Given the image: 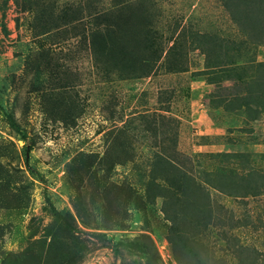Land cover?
Segmentation results:
<instances>
[{
  "label": "rangeland",
  "instance_id": "1",
  "mask_svg": "<svg viewBox=\"0 0 264 264\" xmlns=\"http://www.w3.org/2000/svg\"><path fill=\"white\" fill-rule=\"evenodd\" d=\"M118 9L123 20L107 39ZM144 20L164 52L140 76L107 56L106 43L142 46L145 56L132 36ZM199 32L243 39L221 0H0V264H179L164 198L146 191L152 153L173 135L200 177L222 165L212 153L233 155L240 174L243 160L264 175V113L255 119L226 94L230 65L208 66L214 57ZM242 59L264 62V44ZM210 190L249 223L236 234L264 260V192ZM217 233L218 255L235 264ZM136 241L151 253L124 244Z\"/></svg>",
  "mask_w": 264,
  "mask_h": 264
},
{
  "label": "trees",
  "instance_id": "2",
  "mask_svg": "<svg viewBox=\"0 0 264 264\" xmlns=\"http://www.w3.org/2000/svg\"><path fill=\"white\" fill-rule=\"evenodd\" d=\"M221 4L229 10L243 38L242 42L224 39L220 35L205 36L203 33L202 36L200 32L198 38L205 39L212 51L214 61H210L208 66L230 65L220 79L233 81L231 93L226 94L232 96V101L236 100L238 108L246 106L256 119L264 113V62L242 59V53L252 45L264 44V0H221ZM121 14L118 9L117 13L106 19L107 39L116 33L115 27L123 20ZM132 36L137 45H144L145 56L140 55L142 46L133 49L113 44L114 47L108 51L107 43L106 55L114 57L121 64L120 68L128 73L147 75L164 52L159 41L161 34L144 20L133 28ZM5 111L12 124L20 129L14 117L6 109ZM161 136L154 135L155 141H160ZM173 136L169 138V141L172 139V146L162 145L160 150L152 153V168L146 191L153 200L158 196L164 198L163 210L169 221L168 236L174 260L179 264H229L225 257L218 255L216 245L211 241L210 235H214L217 230L220 240L226 242L225 252L234 258L235 264H264L259 248L242 242L236 234L237 228L242 224L248 226L249 223L237 219L233 212L225 209L213 198L210 190L212 188L241 199L263 194L264 175L257 165L241 160L243 172L240 174L231 168L230 159L233 155L212 153L211 156H215L213 159H222V165L204 171V175L200 177L192 163L182 161L177 156V139ZM23 138L27 139V135H23ZM26 163L34 175L42 176L36 173L29 158ZM50 204L52 211L61 215L54 204ZM124 244L130 249H136L138 245L143 251L151 253L150 246L142 241Z\"/></svg>",
  "mask_w": 264,
  "mask_h": 264
}]
</instances>
